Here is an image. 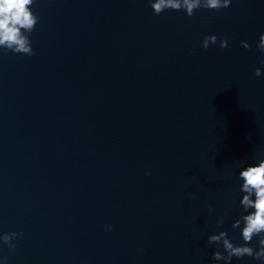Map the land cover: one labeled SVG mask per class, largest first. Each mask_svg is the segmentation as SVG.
<instances>
[{
    "label": "water",
    "instance_id": "water-1",
    "mask_svg": "<svg viewBox=\"0 0 264 264\" xmlns=\"http://www.w3.org/2000/svg\"><path fill=\"white\" fill-rule=\"evenodd\" d=\"M32 11L34 55L0 48V233H23L0 241V264H212L209 235L244 243L232 224L239 171L264 158V0L191 17L150 0Z\"/></svg>",
    "mask_w": 264,
    "mask_h": 264
},
{
    "label": "clouds",
    "instance_id": "clouds-1",
    "mask_svg": "<svg viewBox=\"0 0 264 264\" xmlns=\"http://www.w3.org/2000/svg\"><path fill=\"white\" fill-rule=\"evenodd\" d=\"M34 0H0V48L9 49L13 53L34 55L29 34L35 29L38 23V16L32 11ZM231 0H150L153 13L159 15L165 10L179 11L183 9L187 16L191 17L197 9L220 10L230 6ZM215 35H206L201 41L203 49H208L210 44H216ZM244 48H249L247 41H241ZM221 49L227 47L225 38L219 39ZM257 49L264 53V32H261L256 44ZM264 64V57L261 61ZM255 76L261 75V69L255 68ZM150 173L146 172L145 175ZM238 178L242 180L241 191L245 193L240 200L245 214L237 219L232 228L240 227L241 238L244 243L236 244L227 235L226 231L219 234L209 235V244L215 243L222 246L223 252L217 250L212 253V264L217 261H224L230 264L233 257H252L255 260L264 261V158L256 163L240 169ZM190 199H196V195L190 194ZM251 209V211H248ZM209 211H213L209 206ZM223 218L217 221V226L223 225ZM106 230L111 225H104ZM23 233L7 232L0 233V241L7 244L10 249L15 248L14 239L22 236ZM254 237L258 238V244L254 247L251 242ZM6 259V258H2Z\"/></svg>",
    "mask_w": 264,
    "mask_h": 264
}]
</instances>
